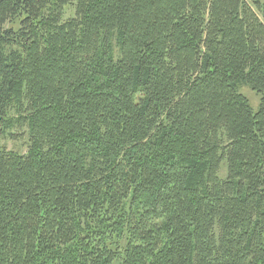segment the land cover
Segmentation results:
<instances>
[{
	"label": "trees",
	"instance_id": "1",
	"mask_svg": "<svg viewBox=\"0 0 264 264\" xmlns=\"http://www.w3.org/2000/svg\"><path fill=\"white\" fill-rule=\"evenodd\" d=\"M22 133L0 264H264V0H0Z\"/></svg>",
	"mask_w": 264,
	"mask_h": 264
},
{
	"label": "rangeland",
	"instance_id": "2",
	"mask_svg": "<svg viewBox=\"0 0 264 264\" xmlns=\"http://www.w3.org/2000/svg\"><path fill=\"white\" fill-rule=\"evenodd\" d=\"M240 90L248 98L252 108L255 110L259 105V95L245 86L241 87ZM0 143L5 145L9 149H14L19 152H25L27 147L26 134L22 133V135L14 138H9V137L7 138L6 136L0 137ZM224 172H225V168L222 167L221 176L224 175ZM113 264H121V263L114 261Z\"/></svg>",
	"mask_w": 264,
	"mask_h": 264
}]
</instances>
